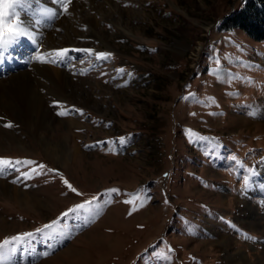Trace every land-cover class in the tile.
Returning a JSON list of instances; mask_svg holds the SVG:
<instances>
[{"label":"rangeland","instance_id":"rangeland-1","mask_svg":"<svg viewBox=\"0 0 264 264\" xmlns=\"http://www.w3.org/2000/svg\"><path fill=\"white\" fill-rule=\"evenodd\" d=\"M241 2L71 0L64 12L57 0H13L32 39L3 53L0 62L22 63L1 66L0 80L45 64L33 78L53 116L37 131L0 120V157L34 162L5 167L0 180L35 198L0 193V242L35 233L3 264H264V39L222 25ZM3 130L24 147L8 146ZM36 136L60 140L68 155L52 157Z\"/></svg>","mask_w":264,"mask_h":264},{"label":"bare ground","instance_id":"bare-ground-1","mask_svg":"<svg viewBox=\"0 0 264 264\" xmlns=\"http://www.w3.org/2000/svg\"><path fill=\"white\" fill-rule=\"evenodd\" d=\"M49 36L52 38V35L50 33ZM47 42L48 44L54 43L51 39H47ZM15 46H17V44L11 47L8 51L14 49ZM15 51H19L20 52L19 54L24 53V50L17 49ZM20 63L22 62L21 61L18 62L17 59H14L12 61L10 60L7 64L5 63H1V64H5V66H7V70H11L12 68H16L17 65ZM35 69L37 70V72L21 70L20 72L15 73L10 77L3 78L0 80V116L5 119H13V120L17 119L20 122L28 124L34 131H37L39 128L48 126L53 115L51 113V109H50L51 107H49L45 101L47 97L45 94L46 92L44 93L43 90L44 88L37 85V80H34L33 78L34 73L40 72L41 74H46L47 73L46 65L42 64L41 67L39 66L36 67ZM2 71H4V69H0V72ZM55 72L57 74V82L59 84H64V85L71 84V80L67 74H65L63 71L60 70H57ZM57 82L55 83L56 85H58ZM42 83L44 82H41L40 84L42 85ZM72 91L76 92L75 89H72ZM83 94H85V92ZM55 95L58 98H60V96L62 98L64 97L65 94L64 91L60 92V89L58 87V89L55 92ZM3 137L6 142H9L8 146H14V147L16 146L18 148L24 147L22 140H20L15 134L9 131L4 132ZM37 138L39 139L38 141L41 142L42 146H44L46 152L50 154L52 157L56 158L59 157L60 155L61 156L68 155L69 153L68 149H66V147L64 146L63 143L60 142V140L51 141V140H46L45 138L41 139L39 136ZM79 150L80 149L78 145L75 144L73 147V151L71 152H76ZM0 193L7 195L15 202L24 201V202L35 203L34 197L32 198L26 192L22 191L15 185H11L5 182L4 180H0ZM0 222H3V218L1 217H0ZM228 244H230V242Z\"/></svg>","mask_w":264,"mask_h":264},{"label":"snow or ice","instance_id":"snow-or-ice-1","mask_svg":"<svg viewBox=\"0 0 264 264\" xmlns=\"http://www.w3.org/2000/svg\"><path fill=\"white\" fill-rule=\"evenodd\" d=\"M30 0H15V3L21 4V6H26ZM58 3L63 4L62 11L67 12L68 11V2H71V0H68V2H65V0H57ZM14 8L13 0H0V58H2L3 53L7 52L11 47H13L15 44L19 43L22 38L32 39L31 30L28 28V24L30 21H22L17 16L15 11H10ZM54 13H48L46 14L47 19H52L54 17ZM34 42V41H33ZM69 49H58L54 51V55L57 58L66 59L68 57ZM74 51L78 52H84L88 55L95 56L96 60H104L106 61L112 54L111 53H94L93 49H74ZM52 55V54H49ZM37 60L44 61V56H37ZM52 63H56V60L50 61ZM118 74H123V69H118ZM83 74V73H81ZM102 75H106V73H102ZM53 105L57 108H60V103L58 101H54ZM80 111L82 114V110H76ZM67 110H59L57 112V115L65 116L68 115ZM3 117H0V120H2ZM4 127H12L11 122L5 123L3 125ZM123 142V138L121 140ZM231 160L235 161L238 166H242L239 161H237L236 157L233 155L230 157ZM25 164V165H32L34 162L27 160V161H12L7 158L0 157V172L3 171L5 167H14L15 164ZM39 168H44L45 165H38ZM18 171V169H17ZM31 171L35 172V169H31ZM49 171H54L52 169H49ZM40 173H37L39 175ZM25 179L30 178L27 172L22 173ZM13 183H17V180H13ZM64 184L68 187V189L75 193L76 195H82V193L78 192L76 188H74L67 180L63 181ZM245 186L249 184L248 177H245L244 180ZM119 190L117 189H109L108 192L110 193H118ZM139 198V197H137ZM96 198L94 197L93 200ZM125 203H132V201H124ZM93 203V201H85L83 204L76 205L74 208L68 209L66 212L61 214V218L63 219L70 215L71 213H74L76 211H79L80 209L85 208L86 206H90ZM142 206V205H141ZM131 214V212L129 213ZM58 221H52L49 224L44 225L43 228L36 229L37 233H45V230H54V226L57 224ZM35 233H21L17 234L15 236H12L10 238H5L2 242H0V264H3V259L7 256H10L13 252H15L17 245H24L28 243L31 238H33ZM168 251H171L169 249ZM43 255L47 256L48 253L45 252Z\"/></svg>","mask_w":264,"mask_h":264},{"label":"trees","instance_id":"trees-1","mask_svg":"<svg viewBox=\"0 0 264 264\" xmlns=\"http://www.w3.org/2000/svg\"><path fill=\"white\" fill-rule=\"evenodd\" d=\"M222 25L238 26L256 39H264V0H242Z\"/></svg>","mask_w":264,"mask_h":264}]
</instances>
